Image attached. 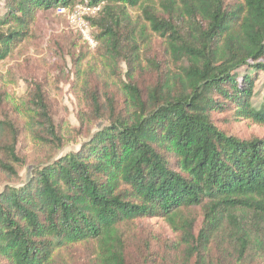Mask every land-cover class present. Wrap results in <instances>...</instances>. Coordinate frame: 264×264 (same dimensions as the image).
<instances>
[{
  "label": "trees",
  "instance_id": "16d2710c",
  "mask_svg": "<svg viewBox=\"0 0 264 264\" xmlns=\"http://www.w3.org/2000/svg\"><path fill=\"white\" fill-rule=\"evenodd\" d=\"M2 6L0 61L29 36L36 13L98 8L85 21L122 98L84 72L77 120L96 130L76 151L31 165L18 150L20 127L0 118V175L9 183L0 189V264H264V137L241 139L219 125L264 126V0ZM77 35L85 50L70 56L75 77L91 48ZM26 105L34 141L61 151L62 125L36 79ZM152 220L171 236L142 228Z\"/></svg>",
  "mask_w": 264,
  "mask_h": 264
},
{
  "label": "rangeland",
  "instance_id": "374dc122",
  "mask_svg": "<svg viewBox=\"0 0 264 264\" xmlns=\"http://www.w3.org/2000/svg\"><path fill=\"white\" fill-rule=\"evenodd\" d=\"M3 12L2 0H0V14ZM67 14L69 12L66 11L64 15L56 11L36 13L29 36L7 59L0 61V118L7 116L20 127L21 141L18 150L27 157L29 165L76 151L86 141L89 131L96 130L97 123H84L80 128L77 120L78 114L85 107L79 91L84 72H87L88 80L101 91L115 92L118 83L116 79L109 78L106 62L94 52V47L90 48L88 58L81 65L79 77H75L70 56H77L85 49L82 42L78 41L79 36L73 26L69 24ZM65 54L68 55L65 57ZM31 79L42 83L55 118L62 125L65 146L59 152L49 153V150L35 142L30 134L26 94ZM104 81L106 85H103ZM262 87L261 83L257 84V92L260 94ZM115 94L117 100L122 98L119 93L115 92ZM260 97L253 100L254 106H258L261 102ZM219 125L227 133L241 139L264 137V126L249 121L219 123ZM30 169V167L20 169L19 182L28 179ZM6 184L9 183L0 175V189ZM142 228L151 229L160 236H171L166 224L160 220L142 222Z\"/></svg>",
  "mask_w": 264,
  "mask_h": 264
},
{
  "label": "built area",
  "instance_id": "2783aa9c",
  "mask_svg": "<svg viewBox=\"0 0 264 264\" xmlns=\"http://www.w3.org/2000/svg\"><path fill=\"white\" fill-rule=\"evenodd\" d=\"M97 11L98 8L96 7L76 6L72 12L66 15L67 20L69 24L73 26L75 33L79 34L91 47H94L95 43L90 37L89 28L85 18L94 15ZM57 13L64 15L65 10L59 9Z\"/></svg>",
  "mask_w": 264,
  "mask_h": 264
}]
</instances>
